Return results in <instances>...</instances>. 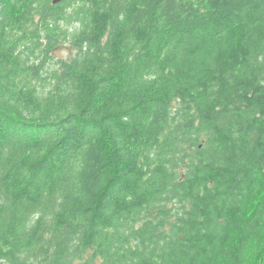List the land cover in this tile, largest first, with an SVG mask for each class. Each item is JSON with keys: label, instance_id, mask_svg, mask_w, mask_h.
Returning <instances> with one entry per match:
<instances>
[{"label": "trees", "instance_id": "1", "mask_svg": "<svg viewBox=\"0 0 264 264\" xmlns=\"http://www.w3.org/2000/svg\"><path fill=\"white\" fill-rule=\"evenodd\" d=\"M0 264H264V0H0Z\"/></svg>", "mask_w": 264, "mask_h": 264}, {"label": "rangeland", "instance_id": "2", "mask_svg": "<svg viewBox=\"0 0 264 264\" xmlns=\"http://www.w3.org/2000/svg\"><path fill=\"white\" fill-rule=\"evenodd\" d=\"M69 51V48H60L59 50L56 51V55H58V57H66L67 53Z\"/></svg>", "mask_w": 264, "mask_h": 264}, {"label": "water", "instance_id": "3", "mask_svg": "<svg viewBox=\"0 0 264 264\" xmlns=\"http://www.w3.org/2000/svg\"><path fill=\"white\" fill-rule=\"evenodd\" d=\"M63 0H52V4L56 5L59 4L60 2H62Z\"/></svg>", "mask_w": 264, "mask_h": 264}]
</instances>
